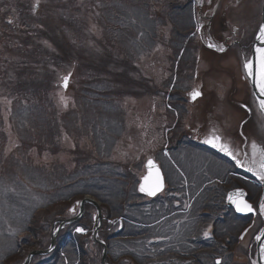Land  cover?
Here are the masks:
<instances>
[{"label": "rangeland", "instance_id": "obj_1", "mask_svg": "<svg viewBox=\"0 0 264 264\" xmlns=\"http://www.w3.org/2000/svg\"><path fill=\"white\" fill-rule=\"evenodd\" d=\"M90 1L91 0H48V1H46V0H38V1L37 0H28L26 2V6H27L26 8L28 10L27 12H29L28 13L29 20L34 25V28L27 27L26 29H24V30H27V33L23 32V35L26 37L29 36L33 39H36V36H43L44 33H48L51 35L50 30H57L58 31V29H60L58 37L54 40V45L62 52L61 54L59 52L56 53L57 58H55L54 63H57L58 65L65 63V62H59L58 63L57 60L60 58L64 59V57H65L64 52L68 53L69 44H71V45H73V43L77 44V43H79V41H82V39H84L85 40V42L83 43L84 47H86V48L90 47V46L94 47L95 37H104L105 36V33L103 31V28H102V24H104L107 27L106 32H108L110 34V36L113 37L112 43H114L115 45H119L122 47L130 45L131 49L134 50V54L138 53V56H139V54H142V53L146 54L148 52L146 49L143 48L144 46H141V40H140V42H139V40H134L129 44L127 37H125V34H127L128 30L131 28L129 24H130V20H132L133 17H135V16L140 17L141 15H143L145 20H148V17H145V14H144L145 10H143L141 12L139 10V8L134 6V9L130 12L131 14H129V16L132 19H130L129 17H127V18L120 17V22L118 20L114 21L113 19H111V22H109V17H110L109 15L110 14L109 13L104 14L103 9H107V8L111 9L113 1L107 0L104 3H100L98 5V7L100 9H102V12H100L98 8L93 9V6L90 5ZM4 2L7 3L5 0H3V2L0 3V5L4 6V4H5ZM138 2H141V0H138ZM160 4L161 3H159V5ZM37 6H39V7L35 10V8ZM158 7L160 8L161 6H158ZM125 8L128 9V6H126ZM36 11H37V13H36ZM76 12H79V13L83 12L85 14L86 17L83 15L82 16H83V18H85L86 25L82 26L81 29L79 28L80 29L79 31H81L80 34L77 36H74L71 40L70 34H72L73 31H71V27L68 26L67 24H70V22L76 23V21L74 20L73 17L78 18L79 15L72 16ZM231 12L235 15V18H237L241 24L249 25V27H251L253 25L251 27V29H253V27H254L253 30L257 29V26L260 24V21L262 20V18H261L262 17V15H261L262 5L260 4L259 0H255L253 3H252V0L250 3L247 0L243 1L242 3H239L238 5L234 6L232 8ZM123 19H125V20H123ZM254 19L256 20L255 23H253ZM64 22H66L67 24H65ZM112 24H114V25L112 26ZM145 24L149 27V21H146ZM115 25H117V26H115ZM61 26L64 28V31L62 30ZM33 29H34V31H33ZM79 31H77V32H79ZM125 31H126V33H125ZM146 36H144V37H146ZM120 42L122 44H120ZM160 45H162V44H160ZM114 48H115V51L113 54L110 51L107 52L106 54H104V52H100L99 58L102 60V62L95 63V61H93L90 63V67L94 68V67H97L99 65L102 66V63L104 62L113 71H115L117 69V71L125 72L126 66H125L124 62H125L126 58L123 57L124 54H122V51L119 48H117V47H114ZM92 50H94L95 52H99L100 48L99 47L97 49L93 48ZM165 51H166L167 55L170 52L169 49H167L163 46H159L157 48V52H159L161 54L165 53ZM157 56H159V55H157ZM67 57H69V56L68 55L66 56V60H67ZM96 58H97V56H96ZM144 58H145V56L141 60H139V62H140V67L141 66L143 67L145 74L149 75V73H154L158 77H156L155 81L153 82V83H156V85L151 84L150 82H147V81H144L143 79L138 78V82L143 83L145 85L144 88H137L135 86V84H133V88H134L133 91L135 92V94L132 91L128 90L134 96L127 98L129 110L127 111V122H128L127 127H128V130H127V135H125V141L127 140L128 142L133 141V142L138 143L140 137L144 136L143 137L144 142H142V143H144V146L146 147V149H149L151 151L153 150L154 152H157L156 154H159L162 146L164 147V146L168 145L167 148L175 154L181 148L179 146H178L179 148L176 146V142L172 143L171 141L168 142L167 140H168V137L170 135H173V136L175 135L174 133L176 130H173L174 129L173 128V129L169 130L168 132H166V130H167V129H165L166 126H163V125H165V124H163V122L165 121V119H167L165 116V112H164V106L165 105L163 104V99L152 96L153 94H158L160 92V88H159L160 82H161L160 76L156 72V69H154L155 68V62H157V61L153 60L155 57L151 58L150 60H144ZM13 59H17V57L14 56ZM66 62H68V60ZM148 64H150L152 66H149ZM32 67L33 68L37 67L40 70L42 76L47 81V84H52L54 82L53 78H55V76L52 73L53 70H51L45 62L35 61V63L33 64ZM68 67L75 68V66H73V65H69ZM0 68H1V65H0ZM30 70L33 71V69H30ZM76 71L74 72L73 77L71 78V84H72V82H74V85L78 81V72H76ZM13 73H14V75L17 76L16 69H13ZM5 83H7V82H5ZM2 84H4V83L1 81L0 85H2ZM121 84L122 83L119 82V86L121 88L126 89V87H123ZM208 84H209V86L212 85L211 80H208ZM88 87H89V85H88ZM230 87L232 89H234L233 83L230 84ZM10 89L13 92H17V96L12 94V96L9 95L10 97H12L14 99L20 97V95L18 93L20 90V85L18 83H10ZM95 90L98 91L99 89H97V87H96ZM57 91H58V95L63 93V91L59 88V86L55 90V93ZM74 95L77 96V93L74 94L73 92L69 91V92H67V94L63 93V95L60 96V98L63 101H66L67 99L70 101L71 100L72 101L74 100V101L70 102V104H67L65 102H63V103L57 102V107L59 109V111H57V112H59L60 115L58 116L57 121L54 122L55 124H53V120H50L51 125L49 127L52 126L51 127V131L53 132L52 134L55 135V138H56L55 140L58 143L59 148H60L59 151H57L58 156H54L49 152H44L43 154H41V152L40 153L36 152V150H33V152H31V157L33 159V166L37 165L38 163H40V165H41L39 176H37V174H34L33 170H31V169L27 170V171L22 169L18 174L14 175V176H12V178H10L11 175H8V174L5 176L2 175L6 171L7 168L6 167L0 168V175L4 179L3 180L0 178V188L2 187V184L5 185V183L7 181L11 182L12 180H16L19 183H21L22 185H32V183H34V182L41 183V181H43L42 183H46V185H47L46 186L47 188H45V189L40 185L34 186L33 191L30 189H26V191H29V193H28L29 198L26 199L24 202L25 209L23 211H22V209H23L22 206L20 207V204H19V206H17L16 202H14L13 207L11 208L12 209L11 213L16 214L17 220H22L26 215L29 216L30 218L37 217L39 220L42 219L43 215H47V217H49V219L51 220V216L53 214L60 215V216H65L68 214L67 210H63V212L60 213V211H61L60 207H67V206H64L65 203L61 204L62 206L56 207L49 212L46 211L42 215L38 214L37 216H35L33 212L37 207L48 205V203L51 202V201H49L52 198V195H50V194L54 193L55 198L59 197V194L56 192L59 191L60 189L58 187H55L52 180H51L52 179L51 174H50L51 165L52 164H59V162H62L65 160V161H68L69 165L72 166V162L74 161L72 159V158H74L73 153H72L73 151H71V150L74 149L76 146L74 144L73 139L70 136L71 135L73 136L74 134L77 136L78 132L83 130L84 126H85L82 122L79 121V119L81 118V115L79 112H82V114H83L84 110L82 108L78 107L77 102H75L76 101L75 97H74V99L71 98ZM1 96L2 95H0V97ZM94 96L96 98H99V96L97 94H94ZM212 96L215 97L213 94H212ZM56 98L58 99L57 96H56ZM90 100H94V102L97 105H95V103L93 102L94 106L89 109V114L86 111H84V114H85V117L91 121L89 123H92V122H95V118H98L101 114L98 112L96 113V111L99 107L96 100L92 96L90 97ZM154 100H156V103H157V106H155V107L152 104ZM9 101L11 102L12 100L10 98H5V95H3L2 98H0V104H1V106H3L2 111H1L3 117H8L7 111H9L8 109H9L10 104L7 102H9ZM57 101H59V100H57ZM12 107H13V109L11 110L12 115H19V108L21 106H17V108L14 109V105L12 103ZM229 107H231V106H229ZM104 108L105 107H103V109ZM68 109L71 111L69 112V115H67L68 120H65V118L62 117L61 115L63 113H65L66 111H68ZM193 110H194V112H196L195 109H193ZM11 111H10V113H11ZM107 111L109 112V114L111 113L110 108H108ZM194 112L189 111V113H187L184 110H182V112L179 114V119L177 116V120H178L177 125L179 124L180 126L183 127L184 119H187L188 121L191 122L190 117L192 116V114ZM228 112L231 114V108H228V110H227V108H225L224 111L221 110L220 116L224 117L225 115L228 114ZM5 114H7V115H5ZM161 116L163 118H161ZM32 117H33V115H32ZM3 122H4V124H3L2 128H0V131H3L2 133L3 134L6 133L8 136L7 145H5V148H4V153L6 154V153H8V149L10 150L14 146H17L18 144L20 145V144L24 143V139H23V142L21 139H19V136H23L24 128L22 126L21 120L17 121V123L20 125L16 129H15L13 124L9 123L8 118H4ZM68 122L71 123V127L67 126ZM79 122H80V126H79ZM261 122H262V120H261ZM74 123L76 125H78V127L75 126ZM167 124H168V121H167ZM262 124H263V122H262ZM12 128H13V131H12ZM67 128H69V129H67ZM224 130L229 131L230 127L226 126L224 128ZM185 131H187V129H185ZM247 131H248L247 133H249V134H251L250 132H252V131H250V129L248 127H247ZM71 132H72V134H71ZM128 133L131 135L132 140H129ZM177 133H180V132L177 131ZM235 134H236V132L233 131L227 135L233 136ZM180 136L186 139L187 145L185 148H188L192 145H193V147L195 146L194 142L192 141V139H194V137H191V135H189L188 133H185V134L183 133ZM251 137L257 138L258 140L264 142V128H263V126H261V128L256 131V136L251 135ZM19 140H21V141H19ZM91 141L92 140H90V138H86V137L84 138L83 137V139L81 140V146L83 148H86L90 145ZM129 144H127V145L129 146ZM22 145H24V144H22ZM131 145H132V143H131ZM199 148H201V147H199ZM185 151H187L186 152L187 154L184 153L185 156H189L188 150H184V152ZM180 153L178 152V154H180ZM184 154L182 156L181 155L180 156L183 158ZM209 157L210 156H208V154L205 152L194 153L195 160H198V162H197L198 165L196 166V171H197V168L200 169L199 171H197L198 173H200V171H202L205 168V166H208V163H209V165H211ZM68 163H66V164H68ZM30 166H31V164H27V166H25V167L30 168ZM185 166H187V165H185ZM188 170L189 169L187 168L186 171H188ZM55 171H57V170H55ZM204 171H205V169H204ZM35 177H37V180H35ZM73 180L77 181L78 179L73 178ZM73 180H71V181H73ZM205 180H207V179H205ZM200 182L201 181H199L198 184L195 186L196 192H193V194L195 196H197L199 194V192H201L203 190V186L201 185ZM2 192L0 190V195H2ZM117 194H118L117 189H115L113 195L116 196ZM177 194H178V196L183 195L182 193H177ZM3 197L8 198V197H10V195L5 194ZM181 197H182L181 199H183V196H181ZM186 204H188V199L185 202V205ZM16 208H19V209H16ZM1 209L4 210V213H3V211H1ZM24 212H26V213H24ZM2 213H3V220L1 221V217H0V221L2 223H4L8 220L6 203H0V215ZM169 219H171V218H169ZM41 221L44 223L45 227L48 228V226H49L48 221L46 219H42ZM242 224H240V222H239V224H238V222L234 224V226L237 230L235 232L236 234H234L235 238L239 237V235H240L239 231H241L239 228L242 227ZM0 225H1V223H0ZM13 225L17 226V230L20 229V226H21V229H27V227H28V225H23L21 221H17L15 224L13 223ZM40 225H43V224L40 223ZM29 228L33 229L34 234H36L39 230V229L37 230V226L35 224L29 225ZM50 230H51L50 228H49V231L47 230L49 234H50ZM29 237H31L29 242L36 243L37 241H39L37 239V236L33 237L30 235ZM41 238H43V237H41ZM25 241L26 240L22 241L19 246H23L24 248L28 247L27 245L23 244V242H25ZM7 243H8L7 239L5 240V239L0 238V254H3L2 248ZM157 253H158V251L151 252L150 256L148 255V258H154L155 261L157 262L158 260L161 259L160 258L157 260V258H156ZM97 254L98 253L95 252V256H97L99 258V256ZM36 258H39V257H36Z\"/></svg>", "mask_w": 264, "mask_h": 264}, {"label": "flooded vegetation", "instance_id": "obj_2", "mask_svg": "<svg viewBox=\"0 0 264 264\" xmlns=\"http://www.w3.org/2000/svg\"><path fill=\"white\" fill-rule=\"evenodd\" d=\"M197 1L198 16L201 22L200 30L197 33V43L199 48L206 47L210 49L207 55L213 57L214 61L211 62L207 58H201L198 55L195 63L186 66L188 72L184 73V75L192 80L190 84L183 85L180 83L177 85L176 88L183 92L184 95L179 93V96H175V99H180L185 102V105L177 103L170 105V107L175 110V115L177 116L182 110L189 113V111L194 112L193 109H195L196 112L190 117L191 122L187 119H184L183 122V127L187 129L189 135L195 139L198 137L196 134L199 131H203V133L207 134L206 138L208 139L213 136L221 137V142L226 144L232 151V160L228 157L227 159L232 164L237 165L234 161L235 159L241 163L239 167L237 166L238 168L235 166L232 168L235 178L246 183H255L256 194L253 197L251 196L250 200L254 204L257 216L252 218V221H250L252 222V227L247 228V235L242 238L245 242L249 236L254 235L253 225L259 224L264 214L260 211V205L264 203V193L260 190L262 187L264 190V180H261L257 174L261 171L259 167L257 168L261 162V156L259 152L254 154L252 147L241 145L237 141H231L223 135L228 132L224 128L229 125L230 113L228 112L227 115L221 117L220 111H224L225 108L228 110L229 104L231 105V120L233 121L234 129L237 126L239 129L248 120L252 121L257 118L260 120V107L253 91L251 92L249 88L245 91L246 84L249 87L251 86L245 69V63L252 55V47L249 49L246 42V38L251 35L250 28L249 25H243L241 28L239 25L232 23L231 20L230 6L246 0ZM247 1L251 2V0ZM254 1L252 0V3ZM259 2L263 5L264 0H259ZM210 44L216 47H209ZM220 47H223L224 51H219ZM208 80H211V86H209ZM232 83L234 89L230 87ZM194 91L200 92V95L197 99L191 100V94ZM245 103H248V105ZM164 110L166 111V109ZM163 124H165L163 126H166L167 121H164ZM183 127L179 126L176 129H183ZM257 144L261 145L259 142ZM207 145L211 144L207 143ZM250 168L252 171H249ZM249 190L251 189L249 188ZM254 227L255 229L259 228V226Z\"/></svg>", "mask_w": 264, "mask_h": 264}, {"label": "trees", "instance_id": "obj_3", "mask_svg": "<svg viewBox=\"0 0 264 264\" xmlns=\"http://www.w3.org/2000/svg\"><path fill=\"white\" fill-rule=\"evenodd\" d=\"M7 3L4 4V6L0 5V65L2 67V70L0 72V83L1 81L4 83L0 85V95H5V97L11 98V102L14 105V109L17 108V106H21L19 108V115H15L17 119H20L22 121V126L24 127L23 131V136H19V139L22 140L24 139V143L29 144L30 146L36 147L37 149H40V144L48 142L47 136H50V131H49V126L51 125L50 119L53 118V124L54 122L57 121V115L53 112L55 109V105L53 102L50 101L49 98V93H50V85L46 84L45 81L42 80V77H40L41 73L40 72H34L33 73V84H23L21 81L23 80V74L25 71H22L18 67H13L11 65V62L9 59H4V54L5 52L8 53V55L11 54V52L14 51V49H17L19 52L18 54L21 56L22 60L21 62L18 63L20 65L19 67H22V63L24 66V63H29V58H30V49L33 48V59L39 58L38 60H43L46 59L49 61L52 56H53V51L52 49L46 45L48 43L47 40L52 41V38L48 36V34L43 35V36H36V39H33L31 37L24 38L21 35H19V25L21 24L23 26L29 27V28H34V25L26 20L24 21V15L28 14L27 12V6L26 3L28 0H5ZM48 1V0H46ZM94 1L95 0H91ZM105 1V0H104ZM120 3H126L127 0H117ZM158 1H166L168 6H163L160 11H157L156 8H154L153 3L151 2V5L148 4L149 10L147 11V15L149 16V27H148V35L150 36L151 39L158 38L159 36V27L167 26L168 24V18L171 19L172 24H173V30L180 24V14L181 11H178V9H182L183 5L181 3H176L178 0H158ZM3 0H0V3H2ZM135 2V1H134ZM138 2V1H137ZM46 3V2H45ZM139 3V2H138ZM173 3V4H171ZM165 7V8H164ZM165 9V10H164ZM158 12V13H157ZM79 12H76L72 16L79 15ZM22 26V27H23ZM34 31V29H33ZM57 30H52L53 35L56 34ZM6 40V43L8 44L7 46H12V49H6V46L3 47V43ZM13 50V51H12ZM6 53V57H7ZM22 55L25 57V60H23ZM16 69V74L18 76L14 75L12 80L7 81L5 78L7 77V72L12 71L13 69ZM5 74V75H4ZM7 82V83H5ZM9 82V83H8ZM10 83H18L20 85V90H19V98H12L9 95L12 96L14 94L17 96V92H13L10 89ZM1 96V97H2ZM26 103V104H25ZM105 108L101 112V116L99 118H95V122H91L85 117L84 111H86L89 114V109L94 106L93 102H87L85 104V107H80L82 108V112H79L81 115V118L79 119L80 122H82L84 126V133L86 136L90 135V127L91 130L93 129L94 131H97L99 127H103L106 122L105 118L109 119V112L107 111L108 108L114 107L115 101L114 98L109 95H107V100L104 101ZM27 106V107H26ZM80 104L78 105V107ZM1 106L0 104V113H1ZM10 110L13 109L11 106L9 108ZM12 112V111H11ZM33 115V117H32ZM83 115V116H82ZM14 117V118H15ZM84 117V118H83ZM3 116L0 115V126L3 125L2 119ZM68 120V116L65 117ZM14 124H18L15 119H12ZM79 122V124H80ZM20 125V124H19ZM75 126L78 127L74 123ZM68 127H71V123L68 122L67 124ZM2 136V135H1ZM20 140V141H21ZM107 141L106 138H101L102 144ZM30 146L28 148L30 149ZM32 148V147H31ZM96 184L97 182H91ZM95 186V185H94ZM87 188H92V185H86ZM126 192H123L122 195H125ZM103 193H99L97 196L101 198L104 202L103 204V210L104 214L107 215V217H120V216H127L128 214L126 213V210L123 209L124 207L122 206V202L124 203L125 197H120V198H109L108 195H103ZM56 199V198H54ZM125 205V204H124ZM61 208V207H60ZM46 211L39 210V213L42 215ZM48 212V210H47ZM38 215V214H37ZM35 215V216H37ZM51 216V215H50ZM42 219H46L48 221L49 227H51V223L53 220V216H51V220L47 215H43ZM41 219V220H42ZM39 220L37 217H33L30 219L29 217V225L35 224L37 226L38 234H34L37 236V241L36 243L31 242L30 247L27 248V250L22 249L21 247L17 250L18 252L16 253L15 256H12L10 261L8 260L6 264H19L25 256L28 254V252L33 249V247L36 248H45L46 245L49 243V233L47 230L48 228L45 227L44 223ZM42 223L43 225H40ZM106 223V222H105ZM106 226H104L105 228ZM115 228H112L110 230L105 229V233L103 234L104 237L106 238V241L108 242V245L111 247V252H117L114 251L117 248H119V244L122 245V241L125 242V240H122L120 238L127 239L129 237H138L139 235L143 234L141 230L137 229H129L128 227L126 228L123 227L120 233L117 235L119 236L118 238L113 239V233H115ZM72 231V230H71ZM66 232H62L59 236V245L63 243L64 236ZM43 237V238H41ZM28 238V237H27ZM130 239V238H129ZM26 240V239H25ZM61 242V244H60ZM88 240L85 239V237H78L77 239H74L72 241V245L70 246V255L72 257H79L78 264H96V261L92 257V253H90L88 249V245L86 246ZM142 247V246H141ZM128 258L125 257L121 264H127ZM109 261L112 262V257H109ZM210 263H214V260L212 259L211 261L208 260ZM39 262V261H38ZM38 262H33L32 264H38ZM71 262L74 263L71 259Z\"/></svg>", "mask_w": 264, "mask_h": 264}, {"label": "snow or ice", "instance_id": "obj_4", "mask_svg": "<svg viewBox=\"0 0 264 264\" xmlns=\"http://www.w3.org/2000/svg\"><path fill=\"white\" fill-rule=\"evenodd\" d=\"M262 44H264V26H261L259 30V34L256 37ZM209 47H216L215 45H209ZM219 51H224L223 47L218 49ZM256 53V66L254 71L253 62L249 61L245 63V69L248 73V76H254V83L256 88L258 89L261 96H264V47L257 46L255 49ZM67 77L64 78L65 87H67ZM192 98L195 99L200 95V92L194 91L192 94ZM259 107L261 110H264V100H261L259 103ZM205 143H209L214 148H218L220 151L227 153L228 155H232V151L230 148L221 142V137L213 136L211 139L205 140ZM252 149L254 154L259 152L261 156L260 169L261 171L257 174L260 176L261 180H264V150H260L258 146L253 143ZM235 158V157H233ZM149 175L144 178L145 183L141 185L140 191L146 192L150 196H155L157 192L163 189V176L161 175L159 169L155 166L152 161H149ZM154 169V171H153ZM249 171H252L250 168ZM234 196L243 197V192H237L230 196L229 199L236 205V208L240 212H252V206L244 201L243 199H234ZM260 211L264 213V203L260 205ZM77 231L83 232V229H77ZM207 235V233H205Z\"/></svg>", "mask_w": 264, "mask_h": 264}, {"label": "water", "instance_id": "obj_5", "mask_svg": "<svg viewBox=\"0 0 264 264\" xmlns=\"http://www.w3.org/2000/svg\"><path fill=\"white\" fill-rule=\"evenodd\" d=\"M231 194H233V193H231ZM231 194L229 195V197L231 196ZM239 199H243V200L245 201V193H244V192H243V197H240ZM228 202H229V204H231V205H235V204L232 202V200H230L229 198H228ZM55 235H56V234H54L53 238H55Z\"/></svg>", "mask_w": 264, "mask_h": 264}]
</instances>
